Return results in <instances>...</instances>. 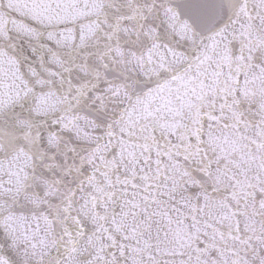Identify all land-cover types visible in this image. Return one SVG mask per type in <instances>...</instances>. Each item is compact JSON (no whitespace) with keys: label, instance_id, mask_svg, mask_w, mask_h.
<instances>
[{"label":"snow or ice","instance_id":"1","mask_svg":"<svg viewBox=\"0 0 264 264\" xmlns=\"http://www.w3.org/2000/svg\"><path fill=\"white\" fill-rule=\"evenodd\" d=\"M0 264H264V0H0Z\"/></svg>","mask_w":264,"mask_h":264}]
</instances>
